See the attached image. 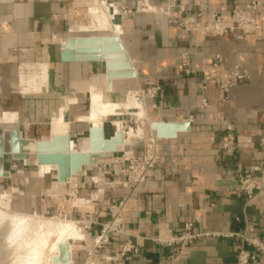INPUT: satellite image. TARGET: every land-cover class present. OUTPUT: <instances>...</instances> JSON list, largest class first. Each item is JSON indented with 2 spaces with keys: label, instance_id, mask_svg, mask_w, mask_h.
<instances>
[{
  "label": "crops",
  "instance_id": "obj_1",
  "mask_svg": "<svg viewBox=\"0 0 264 264\" xmlns=\"http://www.w3.org/2000/svg\"><path fill=\"white\" fill-rule=\"evenodd\" d=\"M91 1L96 3V0H0V126L21 130V123L30 124L34 118L35 125L47 127L46 121L51 117L48 138L43 137L47 134L43 131L30 138L50 140L53 125L58 134L66 133L65 127H69L74 144H83L92 127L86 120L90 96L99 87L106 103L126 104L133 94L144 103L152 122L188 123L189 127L178 130L173 137H159L152 130L154 139H140L131 146L129 154L122 149L106 154L96 165L85 166L74 179H69L58 196L50 194L58 180L55 173L44 177L30 175L28 185L13 181L12 193L21 196H14L19 199L18 210L60 212V216L77 222L82 237L71 241V250L72 246L75 248L71 254L73 264H90L92 260L95 264H169L177 249L160 240L182 235L185 225L190 223L195 232L211 234L187 245L179 264H235L240 240L227 234L245 232L251 226V236L264 239V193L248 203L238 182L242 168L264 166V153L258 145L259 136L264 133V16L260 20L261 29L255 33L208 35L199 29L209 25L213 15L230 24L232 11L253 0H201L202 17L186 0H145L153 7H165L176 1L186 4L183 15L175 12L171 17L138 11L144 0H118L121 14L118 37L136 77L113 80L109 87L104 62L62 60L65 41L70 37L105 36L90 31L116 34L111 27L109 30L103 25V28L100 19L97 22L93 19L94 26H88L85 8ZM174 19L188 22L189 29L180 27ZM186 54L189 58L184 66ZM216 55L221 57L222 74L236 67L250 71V79L233 87L228 96L217 81L204 80L213 71ZM28 65L46 71L41 69L40 75L24 83L21 77ZM187 68L190 74L186 73ZM154 88H159L158 92L148 95V90ZM70 99L72 102L64 110L66 122L59 123L60 110ZM203 99L207 100V107ZM132 110L137 109L122 108L126 113ZM105 122L103 126L110 137L115 132L112 129L108 134ZM228 126L233 127L237 137V151L232 156L223 149ZM151 140L162 146L161 156L146 182L134 189L117 184L95 195L98 189L87 185L86 176L102 177L107 184L123 181L126 162L122 160L142 159ZM116 154L117 160L104 161ZM7 179H12V175L0 177V185ZM255 181H261L259 171H255ZM32 183L36 184L33 188ZM122 199L127 200L122 216L123 233L111 234L108 242L98 246L102 225L110 220L109 205ZM78 201L83 205L77 206ZM126 242L136 245L139 252L116 261L106 260L116 256ZM249 249L257 255L250 264H264V254Z\"/></svg>",
  "mask_w": 264,
  "mask_h": 264
},
{
  "label": "built area",
  "instance_id": "obj_2",
  "mask_svg": "<svg viewBox=\"0 0 264 264\" xmlns=\"http://www.w3.org/2000/svg\"><path fill=\"white\" fill-rule=\"evenodd\" d=\"M191 3L198 10V17H202L203 8L201 5V0H186ZM143 2L142 9L138 11L142 12H159L167 16H172L175 12L179 15H183L186 11V4L176 1L172 5H167L165 7H153L147 3ZM264 16V1L263 0H253L247 4L244 8H235L232 11L231 23L227 24L213 15L212 21L209 25L200 27V31L208 35H226L234 34L238 32L243 33H255L261 29L260 20ZM192 22H195V18H191ZM180 27L184 29H189V24L186 21L174 19ZM189 56L186 54L184 56V66H187V60ZM221 57L216 55L213 59V71L205 76L204 80L217 81L219 88L228 96L230 90L237 86L239 83L250 79V71L246 68L236 67L227 74L221 73ZM186 73L190 74L191 71L187 68ZM159 88H154L148 90L147 94L154 96L158 92ZM205 107L208 106L206 99L202 101ZM126 130V128H125ZM229 133L227 134L226 141L223 144V149L228 156H232L237 151V137L233 133V127L228 126ZM258 145L264 153V133L259 136ZM161 145L156 141H149L145 146L144 156L142 159L136 157H129L126 160H122L123 163L126 162L122 173L124 176L123 181H114L108 183L104 188H110L117 184L126 185L129 189H134L138 184L146 182L148 180V173L151 169L155 167L157 160L161 156ZM255 171H259L261 174V181H255ZM94 184H97L96 177L91 178ZM238 182L241 190L245 193L247 197V202L250 203L256 200L258 197L264 193V166L263 167H247L242 168L239 171ZM98 189V184L95 186ZM104 190V189H103ZM126 199H122L116 203L109 205V217L110 220L102 225L101 234L98 237L97 245L101 246L102 243H106L110 239L111 234L123 233V221L122 216L126 206ZM253 228L250 226L245 232H234L229 233L226 236L231 238H237L240 240L238 245L236 262L235 264H250L252 261L256 260L257 255L254 254L249 248H252L256 252L264 254V239L251 236ZM211 233H197L193 229V224L185 225V232L177 237L171 238L169 240H160L161 243L166 244L177 249V255L171 257L169 264H179L182 259L183 249L191 244L194 240L202 235H210ZM216 235V234H213ZM139 249L131 242H126L121 247L119 253L116 256L107 257L106 260H119L125 258L127 255L134 253L137 254Z\"/></svg>",
  "mask_w": 264,
  "mask_h": 264
},
{
  "label": "water",
  "instance_id": "obj_3",
  "mask_svg": "<svg viewBox=\"0 0 264 264\" xmlns=\"http://www.w3.org/2000/svg\"><path fill=\"white\" fill-rule=\"evenodd\" d=\"M64 62H104L107 70L109 87L113 80L132 79L136 71L126 49L119 38L109 36L70 37L65 41L62 51ZM189 124L152 122V130L159 137H173L181 129H188ZM90 151H73L74 141L70 135H55L50 140H37L26 137L20 129H4L0 134V177H9L4 170L6 157L16 161L36 158V163L28 165H54L57 179L67 182L85 166L96 165L106 154L115 153L124 144V134L116 129L114 135L107 137L104 126L91 127L88 135ZM54 263L73 264L68 244L59 246V254Z\"/></svg>",
  "mask_w": 264,
  "mask_h": 264
},
{
  "label": "bare ground",
  "instance_id": "obj_4",
  "mask_svg": "<svg viewBox=\"0 0 264 264\" xmlns=\"http://www.w3.org/2000/svg\"><path fill=\"white\" fill-rule=\"evenodd\" d=\"M102 6L104 8H102V7H101L102 9L96 8V9H93L91 11L92 14H93V19L96 20L95 22L99 21L97 19H100L101 21L99 22V24L103 28L105 26L108 29L110 27L112 29H114L115 32H116L115 37L119 38L118 37L119 36L118 32H119L120 25L113 24V22L111 23V20L109 18L107 4L105 2H103ZM99 24H98V27H99ZM93 28H91V30ZM83 29H87V27H83ZM97 29H101V28H97ZM121 32L122 31H120V34H121ZM34 66L35 65H33V67ZM27 67H28L27 71L23 72L22 73L23 77H21V78H23L24 83L25 82L30 83V82H28L29 80H31L29 78L30 77L33 78L35 75L37 76L40 73L39 71L42 69L41 70V72H42L43 69H44V68H40V67H37V68L34 67L35 68L34 69L31 65H28ZM45 68H46V66H45ZM42 74L43 73H41V75ZM41 79H44V78H41ZM35 81H34V83H35ZM38 81H42V82L45 83V81H43V80H38ZM47 81H48V79H47ZM27 83L25 85H27ZM39 83H41V82H39ZM29 85H31V84H29ZM23 87H25V86H23ZM30 88H31V86H30ZM38 88H40V87H38ZM23 89H25V88H23ZM27 89H28V87H27ZM96 89H97L96 91L94 90V92L91 93V96H90L91 107L89 109L90 110V114L87 116V120L91 123L92 127H97V128L103 127L104 121L107 120V117L108 116H114V115H116V116L117 115H121L123 113L122 112V108H135V109L138 110L137 114L139 115V118L142 119L143 122L146 121L148 126H149V132H150L149 139H154V136H153V133H152V129L150 127L152 121L150 120V118L147 117V113H146V109H145L144 103L142 101H139L137 99L136 95L131 94L129 101H127L128 103H126V104H118V103H113V102L112 103H106V102L103 101V98H102V93H103V92H101L102 89L100 88V90H98L99 87L98 88L96 87ZM40 90H38V91H40ZM32 93H33V91H32ZM71 102H72L71 99L68 100L67 104L63 108H61V110H60V118L58 120L59 123L60 122L61 123H63V122L65 123L66 122V119L64 117V110L67 109L68 104H70ZM1 117H3V116H1ZM13 118H14V116H13ZM116 124L118 125V129L117 130H119L120 132H122L124 134V144L122 146H119V149H122L125 152H127V154H129L131 152V146L133 144L138 143L140 139H144L145 138L144 137L145 136L144 130L142 128L141 129L138 128L136 131L130 129V131L127 133L126 130L124 129V126L122 127V124H121L120 120L116 121ZM65 128H66V131H67L66 133L58 134L57 133L58 130H57L56 126L51 125V136H50L49 139H51V137H53L55 135H67V134H69V127H65ZM125 147H127V148H125ZM71 148H72L73 151L82 150L84 152H88V151H90V142H89V140H85L84 143L82 144V146L79 149H76L74 147V145L72 144ZM30 162L36 163L37 162L36 158L32 157L30 160H24V161H22L21 164L26 165V164H28ZM36 166H38L37 174H38V176H41V177L43 175H46V174L48 175V174H50L53 171L57 172V168L54 165H36ZM4 170L7 173H9V176H11L12 170H15L17 173H20V174L25 173L23 168L20 167L19 161H16L11 156L8 157L7 159H5ZM73 176H75V175H73ZM96 182L98 184V195H99L100 193H102V191H103L104 187L107 185V183L105 182V180L102 177H96ZM66 183L67 182L56 180L55 183H54L53 188H51V190H50V194L52 196L53 195L54 196L60 195L62 192H64V190H65L64 186L66 185ZM11 199H12V195L9 192H1L0 191V204L3 207H5V209H6V212L5 211L0 212V215H2L4 213V216H6L5 219H8V215H9V214L8 215L6 214L7 210H8V213L11 211V210H9L10 207H11ZM11 213L13 214V216L10 215L9 217L12 218V221H13L12 225L15 224V225H17V228H18V226H20V229L23 228L25 230V232H24L25 234L24 233L21 234L22 237L21 236L15 237L17 235V233H18L17 231H15V232H17V233H15L16 235L12 233V236L15 235L13 237L15 239L17 238L14 241L15 242L14 246H15V248H19L20 249V255L18 254L19 252L17 253V255H19V256H18L17 260L15 261L16 263H20V264H65V263H54V261H53L54 257H57L58 254H59V246L61 244H68L69 251L72 254L71 241L80 239L82 237L81 230H79L77 227H76V229L74 228L73 222L75 223V221H72L71 219H67V218L66 219L45 218L43 220H36V223L34 222V223L31 224V223L28 222L29 220L26 221V220H23V219H21L19 217L27 216V217H34L35 218V217H38L37 214H35V215L34 214H21V213H16V212H13V211H11ZM3 218L4 217H1V219H3ZM30 221H31V218H30ZM31 225H33V226H31ZM76 225L78 226L77 222H76ZM12 229H14V228H12ZM22 231H21V233H22ZM9 238L11 240L12 237H9ZM11 248H12V245H11ZM95 263L96 262L93 261V260L90 261V264H95ZM9 264H12V263H9ZM13 264H15V263L13 262Z\"/></svg>",
  "mask_w": 264,
  "mask_h": 264
},
{
  "label": "rangeland",
  "instance_id": "obj_5",
  "mask_svg": "<svg viewBox=\"0 0 264 264\" xmlns=\"http://www.w3.org/2000/svg\"><path fill=\"white\" fill-rule=\"evenodd\" d=\"M103 2H105L106 4H107V6H108V13H109V18H110V20H111V23L113 22V24H117V25H120V22H119V20H120V18H121V14H120V10L118 9L119 7H118V0H96V3H92V1H91V3H90V5H88V7H86L85 9H87L86 11H87V19H88V26L89 25H91L92 24V22H93V14H92V12H91V8L92 7H99L100 9H102V8H104L103 6H102V3ZM140 2H141V0H140ZM142 2H143V0H142ZM148 4H149V1L147 2ZM143 5V3L142 4H140V6H139V8L140 9H142V8H145V7H143L142 6ZM102 7V8H101ZM122 12H124V11H122ZM155 12V11H154ZM159 13V12H158ZM91 33H98V34H103V35H112V32H110V31H90ZM72 99V98H71ZM66 100V99H65ZM66 102V101H65ZM65 104V103H64ZM63 104V105H64ZM62 105V106H63ZM62 106H60V107H62ZM59 107V108H60ZM59 108L56 110V113L54 114V116L53 117H55L56 115H57V113H58V110H59ZM137 110H132V111H129V112H123L122 113V115H114V116H108L107 117V120H106V122H105V128H106V131H107V133L108 134H110V132L112 131V129L114 130V132L116 131V129H118V125L116 124V121H121V124H122V127L124 126V125H128L129 127H130V129L131 130H137L138 128L139 129H143L144 130V134H145V138L144 139H149V134H148V132H149V126H148V124H147V122L146 121H141V119L136 115L137 114ZM51 118V117H50ZM49 118V120L48 121H46L47 123H48V126L46 127V126H40V125H35V122H37V121H35V119L33 118V122H31L30 124L29 123H21L20 125H21V130L23 131V135L24 136H28V137H31L30 135H32V134H37V132L38 131H43V132H45V133H47V134H45V135H43V137L44 138H48V135H49V132H50V126H49V123H51V119ZM19 120V119H18ZM87 120V119H86ZM34 123V124H33ZM90 123V122H89ZM91 124V123H90ZM4 125H9L8 123L7 124H4ZM10 125H12V123L10 124ZM32 125H35V126H32ZM114 125V126H113ZM34 127V128H33ZM3 128L4 127H2V126H0V134H2V131H3ZM10 128H13V127H9V128H7V127H5V129H10ZM124 129H125V126H124ZM130 129H128V130H126V132L128 133L129 131H130ZM126 133V134H127ZM147 135V136H146ZM73 145H74V147L76 148V149H79L81 146H82V144H74V143H72ZM125 148H127V147H125ZM119 157V155H111V156H108L107 158H105V160L104 161H106V162H108V161H112V160H117L116 158H118ZM8 157H6V159H7ZM19 163H20V167L21 168H23V170L25 171V173H23V174H20V173H17L15 170H12V179H7V180H3L4 182H2L1 183V185H0V191L1 192H9L11 195H12V199H11V207H10V209L9 210H11V211H13V212H16V213H21V214H37V216L39 217H27V216H21V217H19V218H21V219H23V220H26V221H28L29 223H36V220H43V219H45V218H52V219H58V218H61V219H66L67 217H65L64 215H62V216H60L61 214H60V212H55V211H48V212H44V213H41V212H30V211H28V212H25V211H19L18 210V198H14V196H16V197H21V196H19V194H14V193H12V184H13V181H17L19 184H21L22 182H26V185H28V181L30 180V175H31V177H38V174H37V172H38V166H36V165H29L28 166V164H26V165H23V164H21L22 163V161H19ZM27 169V170H26ZM33 169V170H32ZM37 169V170H36ZM34 171V172H33ZM51 173H55V175L57 176V174H56V171H53V172H51ZM50 173V174H51ZM86 177H88V182H87V185H89V187L90 188H92L93 190L95 189V190H97L96 189V185L97 184H94V182H92V180H91V178L92 177H95V176H93V175H89V176H86ZM26 178V179H25ZM75 178V176H73L72 178H71V180L72 179H74ZM49 180H51V178H49ZM51 182H53V180L51 181ZM23 185V184H22ZM21 185V186H22ZM34 185H36L35 183L33 184L32 183V187L31 188H33V186ZM35 187V186H34ZM18 191H20V190H18ZM22 193V196H24V197H26L25 196V193H23V192H21ZM63 193V192H62ZM95 195H98V190H97V192L95 193ZM67 199L69 200L70 198H69V196H67ZM63 200H65V198H63ZM73 203H74V201H72ZM75 202H76V200H75ZM70 205H71V202H68ZM1 205V204H0ZM14 205H16V206H14ZM77 206L78 205H83V204H81L79 201L77 202V204H76ZM3 211H5L6 212V209H5V207H3L2 205L0 206V212H3ZM11 211L8 213V210H7V215H8V219H5L6 218V216H4V213L2 214V215H0V264H9V263H12L13 264V262L15 263V264H20V263H16L15 261L17 260V258H18V256L20 255V249L19 248H15V240L17 239H15L13 236H15L16 234L15 233H17V235L15 236V237H19V236H21V234H23L24 232H25V230L23 229V228H21L20 229V226H18V228H17V225H12L13 223V221H12V218H10L9 216L11 215V216H13V214L11 213ZM1 217H4L3 219H1ZM30 218H31V221H30ZM11 219V220H10ZM7 222H6V221ZM73 221V220H72ZM8 223V224H7ZM10 223V224H9ZM73 226H74V228L76 229V227L79 229V230H81L80 228H79V225L77 226L76 225V222L74 223L73 222ZM13 226V227H12ZM31 226H33V225H31ZM12 228H14V229H12ZM18 230H17V229ZM33 228V227H32ZM13 230V231H12ZM15 231H17V232H15ZM20 231V232H19ZM21 231H22V233H21ZM10 232V233H9ZM12 233L13 234H15V235H13L12 236ZM81 233H82V231H81ZM20 234V235H19ZM25 234V233H24ZM9 237H12L11 238V240H10V238ZM22 237V236H21ZM20 237V238H21ZM19 238V239H20ZM14 239V240H13ZM12 243V244H11ZM11 245H12V248H11ZM19 249V250H18ZM74 247L72 246V255H73V253H74ZM16 250V251H15ZM16 252V253H15ZM19 252V253H18ZM17 253L19 254V255H17ZM16 254V255H15ZM13 260V261H12ZM12 261V262H11Z\"/></svg>",
  "mask_w": 264,
  "mask_h": 264
}]
</instances>
